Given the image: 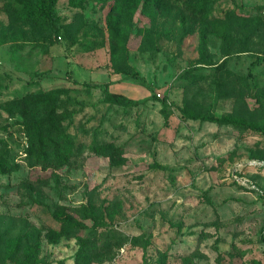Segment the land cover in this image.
<instances>
[{
	"label": "rangeland",
	"instance_id": "374dc122",
	"mask_svg": "<svg viewBox=\"0 0 264 264\" xmlns=\"http://www.w3.org/2000/svg\"><path fill=\"white\" fill-rule=\"evenodd\" d=\"M45 1L0 0V264H264V133L192 117L264 126V0Z\"/></svg>",
	"mask_w": 264,
	"mask_h": 264
},
{
	"label": "trees",
	"instance_id": "16d2710c",
	"mask_svg": "<svg viewBox=\"0 0 264 264\" xmlns=\"http://www.w3.org/2000/svg\"><path fill=\"white\" fill-rule=\"evenodd\" d=\"M57 1L58 0H46L45 2H39L38 3L39 11L41 12L42 16L45 17V19L47 20L49 27L53 30L56 37L60 36V34L62 32V24L60 22L59 16L56 14V12L54 10V7H55ZM115 52H116V49L113 48L114 58H115ZM262 60H264V56H261L257 62L253 63V65L260 64ZM118 71L122 72L124 74L123 77L125 79H134L137 81L138 84L143 85L146 88H148L152 92L153 97L155 99L161 101L162 104H164V105L169 104V98L167 96L160 98V96H158L156 90L152 86H150V84L147 82V80L138 71L132 70V69H129V70L128 69L127 70H119L118 69ZM250 75L252 77L254 76L253 74H250ZM82 83L84 85H87V86H93V83H91V82L84 81ZM111 83H112L111 81L99 83V86L103 87L105 90H107L109 88V86L111 85ZM257 97H258L259 101H261L263 99L262 95H258ZM192 117L193 118H201L203 120H207L210 122L232 124L235 126L243 127V128L248 129L250 131L263 132L264 133V126L263 125H259V124L254 123V122H248L244 119H239V118H235V117H231V116H215V115L199 116V115H193ZM85 212L89 218L95 219V215L91 210L86 209ZM263 240H264V233H263ZM27 264H28V262H27Z\"/></svg>",
	"mask_w": 264,
	"mask_h": 264
},
{
	"label": "built area",
	"instance_id": "2783aa9c",
	"mask_svg": "<svg viewBox=\"0 0 264 264\" xmlns=\"http://www.w3.org/2000/svg\"><path fill=\"white\" fill-rule=\"evenodd\" d=\"M238 167L230 171V177L232 181L238 183L241 186L248 187L250 189L262 192L260 186L243 173V169L246 167H262L264 166V159H249L244 163L237 164Z\"/></svg>",
	"mask_w": 264,
	"mask_h": 264
}]
</instances>
